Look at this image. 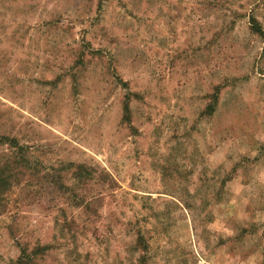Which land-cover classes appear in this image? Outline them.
<instances>
[{"label":"rangeland","instance_id":"obj_1","mask_svg":"<svg viewBox=\"0 0 264 264\" xmlns=\"http://www.w3.org/2000/svg\"><path fill=\"white\" fill-rule=\"evenodd\" d=\"M264 0H0V264H264Z\"/></svg>","mask_w":264,"mask_h":264},{"label":"trees","instance_id":"obj_2","mask_svg":"<svg viewBox=\"0 0 264 264\" xmlns=\"http://www.w3.org/2000/svg\"><path fill=\"white\" fill-rule=\"evenodd\" d=\"M251 23H252L253 29H255L256 32L264 36V31L261 29L259 23L254 18L252 19ZM14 264H26L25 254L22 253L21 257Z\"/></svg>","mask_w":264,"mask_h":264}]
</instances>
